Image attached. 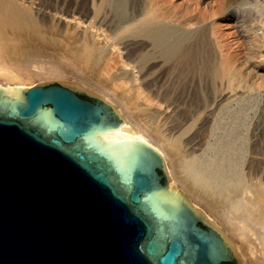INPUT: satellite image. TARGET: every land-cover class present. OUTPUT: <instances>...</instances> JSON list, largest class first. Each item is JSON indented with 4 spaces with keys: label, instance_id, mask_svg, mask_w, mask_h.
Wrapping results in <instances>:
<instances>
[{
    "label": "water",
    "instance_id": "water-1",
    "mask_svg": "<svg viewBox=\"0 0 264 264\" xmlns=\"http://www.w3.org/2000/svg\"><path fill=\"white\" fill-rule=\"evenodd\" d=\"M119 125L100 92L0 85V264H245L171 195L161 150L99 144Z\"/></svg>",
    "mask_w": 264,
    "mask_h": 264
},
{
    "label": "bare ground",
    "instance_id": "bare-ground-1",
    "mask_svg": "<svg viewBox=\"0 0 264 264\" xmlns=\"http://www.w3.org/2000/svg\"><path fill=\"white\" fill-rule=\"evenodd\" d=\"M48 2H36L40 14L56 15V10L47 5ZM168 2L99 0L88 8V14L92 15L89 24L79 21L74 13L69 14L71 17L66 20L77 26L80 38L87 39L82 47L84 53L96 50L110 53L104 71L108 78L114 77L117 80L119 76L122 80L120 85L136 83L130 85L134 90L137 89L140 101L143 97L147 98L148 108L149 105L150 108L154 105L156 111L163 109L162 112L157 111L158 116H148L150 118L146 117L147 121L136 123L121 106L110 101L124 125H119L117 132L114 129L97 133L99 144L109 147V141H114V147L117 148L145 143L161 150L168 161L165 166L169 172L171 195L175 199L186 197L191 203L188 194L178 185L175 164L168 159L165 147H176L190 127L199 124L201 133L198 131L186 141L190 147L177 158L176 166H179L186 178L202 188L212 189L213 195L222 197L212 200L205 198L206 206L227 215L231 224L241 231V238L245 237L240 226L242 222L237 217L232 218L230 213L232 210L248 213L256 230L243 227L252 231V235L264 248V105L261 108L254 107L257 101L253 102L252 99L255 92L264 89V72L261 73L263 75H258L260 69L264 70V0H228L223 3H228L223 14L235 21L234 27L243 36L244 54L240 51L242 58L232 52L234 47L226 44L229 42L226 39L228 35L224 33L226 36L223 37V33H220L222 30L217 31L221 28L219 26L216 29L219 23L215 25L211 20L216 15L211 11L217 10L218 13L220 8H224L223 5L220 7L217 4L216 9L207 13L195 1L198 4L196 7L202 9L197 13V8L196 11L190 10L192 6L190 9L187 7L188 10L186 6L181 9L185 3L181 6L179 3L180 9L184 10L181 12L176 7L169 6ZM190 3L192 4V0ZM186 5L189 6L188 3ZM206 7H203L205 11ZM15 12L14 6H0V53L6 41V26L10 23H23L21 19L17 20L22 18L20 13ZM210 13L214 15L210 16ZM15 18L19 23L13 24ZM9 20L12 22L9 23ZM123 54H127V58ZM0 77L7 81L3 83L0 80L2 86L31 88L17 81L18 77L12 74V70L2 65ZM144 82L149 91L145 92L151 93L150 97L144 91L143 95L140 94L141 89H144ZM137 84L139 87L141 84L143 88H136ZM247 93L245 98L242 97ZM140 95L143 96L141 99ZM144 99L141 102L147 103ZM256 99L259 100L258 97L254 100ZM252 106L256 110L260 109V112L257 111L258 116L256 112L249 116ZM255 116L256 119L252 122ZM157 117L158 124H162V128L166 126L165 130L160 125L150 124L157 123V120L154 121ZM205 134L208 136L206 140L203 139ZM152 136H157L165 147L156 145ZM196 206L194 208L197 214L207 216V212H202L204 209L200 210ZM210 216H207L208 219L216 226L217 219ZM226 235L236 254H241V247L227 232Z\"/></svg>",
    "mask_w": 264,
    "mask_h": 264
},
{
    "label": "rangeland",
    "instance_id": "rangeland-1",
    "mask_svg": "<svg viewBox=\"0 0 264 264\" xmlns=\"http://www.w3.org/2000/svg\"><path fill=\"white\" fill-rule=\"evenodd\" d=\"M41 1L44 3L49 1L47 5H51L52 8L56 10V12L55 10L54 12L57 14L46 16L45 14L42 13L43 15H41L40 14L41 12H39V9H38L39 6L36 3V2H41ZM41 1L40 0L39 1L38 0H0V6L2 4H5L7 6L9 5L14 6V9L16 11L15 13L16 14L20 13L19 16L20 15L22 16V18L20 17L17 19L19 21L21 19V21L23 22L21 24L12 25L10 23L12 22V20H9L10 24L6 26L7 27L6 28V41L5 43H3L4 44L3 51L0 53V65H2L3 67L9 70H12V74L18 77L17 81H20L21 83H23V85L29 86V87L35 86L40 83L58 81L60 83L69 85L73 88L75 87L79 89L90 90L93 92L95 91L100 92L108 100V102L111 101L112 103L121 106L125 110L127 115L130 116L131 119L136 123L140 121L142 122V120L147 121L146 117L148 116L155 117V116H158L159 111L162 112L163 109L159 111L157 110L158 111L157 112L155 107H153L154 105L152 106V108H150L151 105H149V108L147 107L149 103L146 100L147 98L145 95H147V97H150L151 93L147 94L149 91H147L148 89H146L145 87L146 86L145 82H144L145 83L144 89H141V87L143 86V83H142V86L140 84V87H139V84H137L138 87L135 86L136 88H140L142 90L140 94L144 91V94H145L144 96L146 99H144V97L141 96L143 95V93L140 95V99L141 97H143L142 99H144L145 102L147 101V103H144V102L142 103L141 102L142 99L140 101L137 98L139 94L137 89L134 90L135 89L134 87L131 88L133 86L132 84L135 85L136 83L130 82V84L132 83L131 84L132 86L129 84V82L127 85L121 84L123 86L122 87L120 85L122 80L118 78L119 77L118 75H117L118 76L117 80H114V77L108 78L105 75L104 71H105L107 59L110 56V53L108 52L101 53L99 50L98 51L96 50L93 53H86V52L84 53V51H82L83 50L82 47L84 44L87 43L86 42L87 39L80 38L77 35V26L74 23H69L66 20H68L71 17V15L69 16V14L74 13L77 17H79L78 18L79 21L83 22L86 25L89 24L92 15L90 16L88 14V8H90L94 4L93 2L96 3L99 0H51V2L50 0H47V1L41 0ZM166 1L168 2L169 0H166ZM195 1H197V3L201 5L200 7L203 9L204 12L208 11L207 13H209V11L213 10V8L215 9L217 8L215 7L217 6V4L218 6L221 7L223 3L227 2L228 0L227 1L225 0H192V4L190 3L191 0H170L169 1L170 4L169 2L167 4L169 6L172 5L171 6L172 8L176 7L178 11L181 10L183 7L185 8V6H186V9L187 7L188 9H190L189 7L192 6L191 7L192 9L190 10L196 11V8H197L196 5L198 4ZM179 3H180V6L183 5L184 3L185 5L181 6V9H180ZM187 3L189 4V6L186 5ZM193 3H196V4H193ZM208 3H210L211 6L210 4L208 5ZM175 4L177 5L174 6ZM225 4L222 6L224 7L223 9L225 11L223 9L221 10L220 7H219L220 9L218 8L220 12L221 11H224V12L220 13L218 10V13H217V10H213L211 12L216 14V15L212 14L214 15L215 18H213L211 13L209 15L212 16L211 20L214 22L215 25H217V22L219 23L217 26L218 28L216 29H219L220 27L221 28L217 31L219 32L220 30H222L220 31V33H223L222 34L223 37L226 36L224 35V33L228 35L226 36L227 37L226 39L229 42L227 43L226 42L227 40H226L225 41L226 44H229V46H232L235 49H237L236 51L234 50V48L231 49L232 52L239 54L240 58H242V55L244 54L243 52L244 39H243V36L240 35L238 30H236L237 27H234L235 21L231 17H229L227 14H223L226 12L225 7L228 6L227 5L228 3H225ZM212 5L214 7H212ZM203 7H206L207 10L205 11L204 10L205 8ZM201 8H197L196 12L198 13V10L201 11L202 10ZM182 11L184 10H181V12ZM217 17H220V18L218 19ZM215 19L217 20L214 21ZM13 20H14L13 24L19 23V21L18 22L15 21L16 18ZM234 34H237V35H234ZM238 35L240 36L239 38H238ZM235 39L236 40L238 39V40L236 41ZM84 40L86 43L84 42ZM240 43H242V45ZM237 44H239L240 47ZM121 45L123 47V44H120V47ZM236 45L238 47H235ZM121 49L123 50V48ZM240 51L243 52L242 55ZM123 56H126L124 58H127V54L126 55L123 54ZM259 72H258V75L264 74L263 69H260ZM0 80L3 83L7 82L4 77H0ZM262 80L263 79H261V81ZM138 83H139V80H138ZM130 89H132L133 92ZM145 91H147V93ZM134 92H137V94ZM255 93L258 95L255 94L254 98L252 99H253V102L257 101L255 104L258 106L256 105L254 106V104L253 106L261 108V106L264 105L263 103L264 102V89L263 91L261 90L258 93L257 92ZM247 95L248 93L242 97L245 98ZM257 97L259 100L262 98L263 102H261L262 99L260 101L257 99L254 100ZM253 106H252V109H254ZM252 109H249L251 110V112L248 110L250 114L247 111L249 116L250 115L253 116L255 112L258 116L259 113L257 111H259L260 109L256 110L257 108H255L254 109L255 111ZM153 110L157 112V115ZM153 112L155 114H153ZM150 117H148V119ZM249 119L251 120V118ZM255 119H256V116L254 117L252 122ZM155 120H157L156 121L157 123L150 122V124L153 123L155 126L160 125L161 129L165 130L166 126L162 128L163 125L158 124L159 123L158 117L157 119L155 118L154 121ZM190 128H191L190 130L188 129L189 130L188 133H185L186 135L185 134L183 135L181 141L179 142V144H177L176 147H169V146L165 147V145L160 140H158L157 136H152V138L156 145L165 147L166 152L168 154V159L170 160V162H173L175 164L174 171H175V176H176L178 185L179 187H181V189H183L188 194V196L190 197L192 201L191 204L193 206L197 205L196 207L199 208L200 210L204 209L202 212L204 213L207 212L206 213L207 216L210 214L211 218L214 217L215 219H217L215 220L216 221L215 224L217 228H219L221 232L222 231L224 232V233L222 232L221 234V232L219 231L220 234L226 235V232H227L228 235H230V237L236 242V244L239 247H241L242 253L236 254L239 263L264 264V248L259 244V241L255 239L256 237L252 235L253 232L248 229V228H251L252 230H256V227L253 224V221L248 216V213L246 212L244 213L240 211L238 212L236 210H232L230 213L232 218L236 219L235 217H237L238 220L242 222L240 226H242L243 228L242 231L245 233V237L241 238L240 237L241 231L238 230L236 225L231 224L230 219L227 217V215L220 214L219 211H217L218 212L217 213L216 211L213 210V208L206 206L207 201L205 200V198L212 200V199H222V197L218 194L213 195L212 189L210 188L207 189L204 187L202 188L199 185L195 184L193 180L186 178V175L180 172L179 166H176L175 162L177 158L180 156L181 153L185 152L190 147V145H188L186 141L192 138L195 135V133L197 134L198 131L201 133V130L199 129L200 128L199 124L194 125V127L191 126ZM150 134H152V132ZM203 135H204V132H203ZM206 138L208 139L207 134H205L203 139L206 140ZM215 208L217 209V207ZM243 226L245 227L248 226V228H244Z\"/></svg>",
    "mask_w": 264,
    "mask_h": 264
},
{
    "label": "flooded vegetation",
    "instance_id": "flooded-vegetation-1",
    "mask_svg": "<svg viewBox=\"0 0 264 264\" xmlns=\"http://www.w3.org/2000/svg\"><path fill=\"white\" fill-rule=\"evenodd\" d=\"M79 95H80V94H79ZM80 97H81L82 99H84V100L93 101L91 98H89V97H87V96H85V95H80ZM200 225H201V227H203V228L206 227L205 224H200ZM222 264H236V263H235V261H234V259H233V260L227 261L226 263H222Z\"/></svg>",
    "mask_w": 264,
    "mask_h": 264
},
{
    "label": "snow or ice",
    "instance_id": "snow-or-ice-1",
    "mask_svg": "<svg viewBox=\"0 0 264 264\" xmlns=\"http://www.w3.org/2000/svg\"><path fill=\"white\" fill-rule=\"evenodd\" d=\"M109 135H111V133H109Z\"/></svg>",
    "mask_w": 264,
    "mask_h": 264
}]
</instances>
